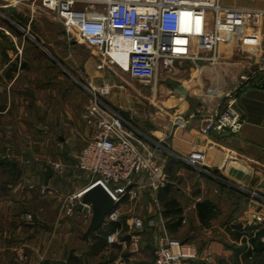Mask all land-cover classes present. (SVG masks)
Returning <instances> with one entry per match:
<instances>
[{
	"label": "crops",
	"instance_id": "crops-1",
	"mask_svg": "<svg viewBox=\"0 0 264 264\" xmlns=\"http://www.w3.org/2000/svg\"><path fill=\"white\" fill-rule=\"evenodd\" d=\"M221 3L229 7L264 11V0H221ZM0 7L2 12L6 9L9 14H19L15 0H0ZM11 8L13 11H10ZM261 32V42L255 46H241L232 35H224L219 45L220 51L224 50L230 58L234 56L237 45L241 46L242 51L240 61L229 59L224 67L214 69L207 65L198 68L197 62L200 61L178 60L196 66L192 68V78L185 77L181 81L179 92L160 98L155 95L162 87L168 90L172 87L166 79L160 78V73L171 71V67L162 69L157 80L149 84L155 90L154 97L144 103L133 102L128 108L119 110H127L125 117L144 136L150 138V142L155 140L162 145L157 153L164 161L167 185L157 191L140 187L136 195H131L130 190H136L138 184L147 179L143 177L138 184L135 181L121 183L119 187L122 195L115 207L119 218L115 221L106 220L99 230L103 232L110 222L118 223L116 229L108 233H116V241L109 243L107 234L106 246L96 254L92 246L99 233L96 231L89 241L82 239L91 212L79 211L78 203L70 214L61 209L64 201L77 192L59 197L54 207L55 214H59L55 222L47 221V216L40 211L32 213L29 208L42 195L50 194L42 192L41 188L47 186L51 189L54 179L60 178L58 166L34 161L28 165L21 159L1 161L0 264H20L14 250L20 244L26 247L28 264H55L58 260H64L65 264H76L72 262L71 255L79 259L78 264L90 258L105 262L121 257L126 259L127 264H155V239L163 231L195 248L196 256L184 260L183 264H262L264 251L254 252L250 241L260 235L259 240L264 247V20ZM20 52L22 49L18 48L16 56ZM91 52L86 60V71L90 73L87 82L92 89L101 88L106 84L103 79H97L102 69L92 68L101 51L94 49ZM48 55L55 59L50 52ZM24 65L16 61L12 67L18 70ZM245 72L248 78L236 95V109L243 118L241 130L207 136L200 134L202 117L220 107L223 93L234 89L240 73ZM1 84L18 89L28 82L23 84L16 79H3ZM15 100L23 102L22 96ZM11 101L12 97H8L6 105ZM35 103L36 112H39L37 129L41 130L40 123L44 120L42 107L40 100ZM178 119L184 124H176ZM83 120L81 130L76 131V137L82 139V148L93 133V126L85 118ZM55 121L56 117H49V125L44 127L42 133L52 136L57 129L70 127L67 122L62 125ZM44 123L42 125L46 126L45 120ZM194 150L204 153L202 163L195 166L185 161ZM47 165L53 167L54 173L45 182ZM203 168L217 173L218 180L206 174ZM169 200L176 201L181 208L180 215L175 218L170 216L173 214L171 211L165 209V203ZM203 202L212 206V214L206 222L201 221L197 206ZM134 215L145 220L155 218L158 222L162 218L164 225L159 223L138 231L141 235L140 249L131 253L128 243L134 232L131 226V217ZM236 226L247 229V234L237 237ZM249 249L252 250L251 255H248Z\"/></svg>",
	"mask_w": 264,
	"mask_h": 264
},
{
	"label": "built area",
	"instance_id": "built-area-1",
	"mask_svg": "<svg viewBox=\"0 0 264 264\" xmlns=\"http://www.w3.org/2000/svg\"><path fill=\"white\" fill-rule=\"evenodd\" d=\"M41 5L55 15L68 35H78L109 61H112L110 52L114 43L125 40L129 49L126 72L145 85L155 82L158 73L176 60L214 63L224 35H232L241 46H255L262 39L264 11L224 6L221 0H41ZM247 78L242 76L240 84ZM241 85L225 94V102L216 111L202 117L200 134L241 130L243 118L236 109V95ZM108 91L104 85L100 91L91 92L92 99L84 117L93 126V133L80 151L76 165L90 176L91 182L64 201L61 209L67 214L73 212L82 195L96 183H101L116 202L121 199L119 185L123 182L138 184L147 177L136 190H130L131 195H136L140 187L148 186L157 191L167 185L164 162H160L157 153L162 145L155 140L150 142L131 120L100 97ZM175 123L184 124L180 119ZM203 158L201 150H194L185 161L195 166L201 164ZM47 189V186L41 188L42 192ZM118 218L119 212L114 208L106 220ZM159 223L164 225L162 218L158 222L155 218L145 220L132 216L134 232L128 243L129 251L134 253L140 249L138 231ZM116 235L108 234L107 241L115 242ZM25 248L24 244L14 248L21 264L28 260ZM195 256L194 247L170 237L165 231L155 239V264H183L184 260ZM101 264L127 263L121 257Z\"/></svg>",
	"mask_w": 264,
	"mask_h": 264
},
{
	"label": "rangeland",
	"instance_id": "rangeland-1",
	"mask_svg": "<svg viewBox=\"0 0 264 264\" xmlns=\"http://www.w3.org/2000/svg\"><path fill=\"white\" fill-rule=\"evenodd\" d=\"M15 3L19 14H9L6 9L0 14V82L2 83L3 79H16L28 84L19 86L18 89L0 85V162L6 159H21L28 165L34 161L58 166L60 178L54 179L51 189L45 192L50 194L42 195V199L35 200L29 207L32 213L40 211L47 216V221L55 222L59 214H55L54 207L59 197L78 192L91 180L87 173L80 171L76 166L82 148V139L76 137V131H80L84 125L86 108L92 99L91 92L94 88L87 82L90 73L86 71V60L94 49L88 47L78 35H68L55 15L43 8L41 0H15ZM240 47H235L232 58L225 54L224 50H218V59L214 63L200 61L197 62V67L211 65L215 69L224 67V63L229 59L240 61ZM18 48H21L22 52L16 56ZM48 52L55 59L50 57ZM98 58L92 68L102 69L97 79H103L109 90L100 94V97L117 110L128 108L133 102L144 103L155 95L160 98L179 92L183 78H192V68L196 67L191 62L174 61L171 71L160 73V78L166 79L172 86L171 89L162 87V90L154 95L152 86L132 79L126 71L100 52ZM16 61L25 64L24 67L13 69L12 65ZM242 76H248L247 72L240 73L239 85ZM95 90L100 91V88ZM229 90L223 93L221 104L225 102V94ZM21 96L23 102L15 100ZM8 97H12V101L6 105ZM38 100L42 107V118L47 123L46 126L42 125L45 124L44 120L40 123L41 130L37 129L36 120L39 112H36L35 102ZM3 110L6 112L2 113ZM49 117H56L55 123L60 122L62 125L67 122L70 127L57 129L52 136L43 134L44 127L49 125ZM162 161L161 159L160 162ZM203 170L218 180L217 173L210 169ZM103 262L90 258L85 259L83 264Z\"/></svg>",
	"mask_w": 264,
	"mask_h": 264
},
{
	"label": "water",
	"instance_id": "water-1",
	"mask_svg": "<svg viewBox=\"0 0 264 264\" xmlns=\"http://www.w3.org/2000/svg\"><path fill=\"white\" fill-rule=\"evenodd\" d=\"M10 11H13L11 8ZM123 115H127V111H121ZM54 169L51 165L46 166L45 182L53 175ZM116 201L107 189L101 184L96 183L89 187L82 195L77 205L79 211L91 212V219L82 234V239L89 241L90 236L101 228L105 222L107 215L116 207ZM55 264H65L64 260H58Z\"/></svg>",
	"mask_w": 264,
	"mask_h": 264
},
{
	"label": "trees",
	"instance_id": "trees-1",
	"mask_svg": "<svg viewBox=\"0 0 264 264\" xmlns=\"http://www.w3.org/2000/svg\"><path fill=\"white\" fill-rule=\"evenodd\" d=\"M163 195L165 196L166 192ZM197 206H198L201 221L206 222L212 214L211 213L212 206L207 202L198 203ZM165 209L167 211H169V212L171 211L173 213L172 215H170L171 217L173 216V218L177 217L181 213V208H180L179 204L174 200L166 201ZM117 226H118V223L110 222L104 227L103 232L99 231V230H101V228H99L97 230V233H99V234L98 235L96 234L97 236L95 237V244L92 246V250H94L95 254L98 253L99 250L103 249L106 246V235L109 232H112L114 229H116ZM236 228H237V232H236L237 237H241V236L247 234L246 233L247 229H243L239 226H236ZM94 233L92 234L93 236L95 235ZM259 236L260 235H257L256 237L251 238V241H250L253 245V248H254L253 251L254 252H256V250L259 252L264 251L263 243L260 242ZM247 252H248V255L252 254V250H250V249ZM71 259H72V262H75L76 264H78L79 259L77 257H74L73 255H71ZM108 261H112V260H108ZM108 261H105V262H108Z\"/></svg>",
	"mask_w": 264,
	"mask_h": 264
},
{
	"label": "bare ground",
	"instance_id": "bare-ground-1",
	"mask_svg": "<svg viewBox=\"0 0 264 264\" xmlns=\"http://www.w3.org/2000/svg\"><path fill=\"white\" fill-rule=\"evenodd\" d=\"M128 44L125 40H120L114 43L112 50L110 52L111 60L113 63H116L123 71H126L128 68Z\"/></svg>",
	"mask_w": 264,
	"mask_h": 264
}]
</instances>
